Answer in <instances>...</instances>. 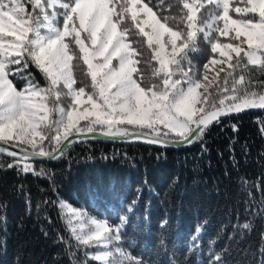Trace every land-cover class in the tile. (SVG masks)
Instances as JSON below:
<instances>
[{
  "label": "snow or ice",
  "instance_id": "1",
  "mask_svg": "<svg viewBox=\"0 0 264 264\" xmlns=\"http://www.w3.org/2000/svg\"><path fill=\"white\" fill-rule=\"evenodd\" d=\"M173 7L164 0H0V145L24 153L0 147L16 158L0 170L35 175L32 157L55 158L70 137L93 133L165 147L200 141L205 149L211 129L224 131L225 119L264 110V81L254 82L252 73L264 75V0H177ZM130 36L142 37L150 50V77L139 67L143 53L133 47L140 41ZM205 44L211 56L201 72L189 54ZM30 65L46 87L31 79ZM77 69L90 83L77 86ZM231 129L238 134L236 123ZM60 207L70 214L78 244L98 249L91 261L141 264L114 245L120 226ZM5 208L0 201V213ZM251 215L264 218V199ZM253 230L254 219L234 229L241 239ZM260 237L241 264H264V232ZM71 248L69 264H85L90 254ZM227 251L213 252L207 264H227Z\"/></svg>",
  "mask_w": 264,
  "mask_h": 264
},
{
  "label": "trees",
  "instance_id": "2",
  "mask_svg": "<svg viewBox=\"0 0 264 264\" xmlns=\"http://www.w3.org/2000/svg\"><path fill=\"white\" fill-rule=\"evenodd\" d=\"M169 3L175 12L177 0H164ZM129 40L140 41L133 47L143 53L139 67L150 77L147 44L140 36ZM189 56L203 72L210 47ZM29 70L31 79L47 86L34 65ZM252 73L254 82L264 81L255 68ZM75 76L77 86L90 83L80 69ZM223 127L211 129L205 149L200 141L179 151L83 143L54 162H30L35 175L0 170V201L6 205L0 213V264H69L72 245L77 255L88 252L72 239L59 201L120 226L118 245L141 264H207L225 248L227 264H241L264 232V218L251 215L264 199V111L225 119ZM45 146L51 148L47 141ZM14 161L0 156V164ZM247 219H254V230L241 239L234 229ZM85 264L97 262L86 258Z\"/></svg>",
  "mask_w": 264,
  "mask_h": 264
},
{
  "label": "water",
  "instance_id": "3",
  "mask_svg": "<svg viewBox=\"0 0 264 264\" xmlns=\"http://www.w3.org/2000/svg\"><path fill=\"white\" fill-rule=\"evenodd\" d=\"M264 111L262 109H250L247 110L244 113H240L237 116L244 115V114H249V113H255V112H261ZM236 116V117H237ZM71 143H69L68 147L63 149L62 154H64L68 149L72 148L75 145L83 144V143H106V144H119V145H141L153 149H158V150H164V151H179V150H184L190 147L195 143L193 141L192 143H183L180 145H175V144H169L167 147L160 145V144H148L144 143L143 140H136V139H125L121 137H116V138H109V137H104L99 135L98 133H93V134H88L84 136H78V137H70ZM0 147L6 148L8 151H14L18 154V156H22L24 153L20 151L19 148H13L11 145H0ZM61 153H55L54 156L55 158H48V157H32L29 162H38V163H46V162H54L56 161L61 155ZM0 156L15 160V157H10L6 153L0 152Z\"/></svg>",
  "mask_w": 264,
  "mask_h": 264
},
{
  "label": "rangeland",
  "instance_id": "4",
  "mask_svg": "<svg viewBox=\"0 0 264 264\" xmlns=\"http://www.w3.org/2000/svg\"><path fill=\"white\" fill-rule=\"evenodd\" d=\"M207 11V9H203L202 10V12H206ZM223 39V38H222ZM210 47V46H209ZM191 54V53H190ZM115 63V62H114ZM211 75V74H210ZM67 101L65 100V103H66ZM67 204V203H65L64 201H59L58 202V207L60 208V210H61V213H62V215H63V217H64V221L66 222V224H67V226H68V219H69V213L67 212V210L66 209H63V208H61L60 207V205L61 204ZM68 205V204H67ZM69 206V205H68ZM70 207V206H69ZM70 208H72V207H70ZM77 212H80V213H82L83 214V219H88V218H94V217H92V216H88L85 212H83L82 210H80V209H75ZM71 219H72V223L73 224H75V225H79V221L77 220V218L75 217V216H72L71 217ZM98 219V218H97ZM100 220H104V219H100ZM113 227H116V226H113ZM68 230H69V232H70V235H71V237H72V239L74 240V241H76L75 239H74V237L72 236V234H71V231H70V229H69V227H68ZM77 242V241H76ZM115 244H118V242H114V245ZM113 247V251H115V247L114 246H112ZM121 248V247H120ZM89 250H88V253L90 254L89 255V257H88V259L89 260H91V254H93L94 252H96L98 249L97 248H88ZM121 250H122V248H121ZM123 251V250H122ZM125 252V251H124ZM95 262V261H94Z\"/></svg>",
  "mask_w": 264,
  "mask_h": 264
}]
</instances>
